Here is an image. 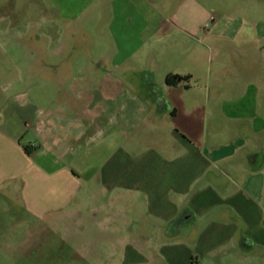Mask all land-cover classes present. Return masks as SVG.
<instances>
[{
	"label": "crops",
	"instance_id": "1",
	"mask_svg": "<svg viewBox=\"0 0 264 264\" xmlns=\"http://www.w3.org/2000/svg\"><path fill=\"white\" fill-rule=\"evenodd\" d=\"M54 2L67 17L105 9L115 36L163 32L172 63L162 79L161 67L130 83L70 78L71 118L55 114L48 128L73 126L75 170L37 172L40 188L24 191L44 224L22 243L29 259L37 248L39 260L55 252L42 264H264V19L237 14L239 0ZM87 175L95 210L83 206L95 197Z\"/></svg>",
	"mask_w": 264,
	"mask_h": 264
},
{
	"label": "rangeland",
	"instance_id": "2",
	"mask_svg": "<svg viewBox=\"0 0 264 264\" xmlns=\"http://www.w3.org/2000/svg\"><path fill=\"white\" fill-rule=\"evenodd\" d=\"M94 8L91 13L75 11L78 15L67 17L59 13L54 0H0V264L44 261L38 259L37 248L30 251L36 253L29 259V251L22 244L27 239L31 242L40 223L44 225L25 211L23 193L40 188L35 180L37 172L75 170L71 164V150L76 146L70 137L73 126L58 130L61 141L48 128L54 126L51 121L55 114L71 118L67 107L72 93L70 78L79 88L86 80L78 78L96 81L108 74L130 83L136 72L161 67L162 72L155 76L162 79L164 67L172 63L171 47L163 32L112 35L107 30L111 22L108 11ZM236 13L250 22L252 17L264 19V0H239ZM240 43L224 42L235 50ZM230 52L223 57L227 63ZM210 56L208 50V63ZM217 61L219 57L213 62ZM61 105L66 110L58 111ZM55 155L59 157L54 162ZM87 178L89 175L81 176L83 191L87 195L89 189L95 197L89 200L87 195L83 206L95 210L103 201L98 186ZM63 187L72 188L66 182ZM47 235L56 237L63 232L54 229ZM44 253L48 257L44 262L52 263L54 258L49 255L55 252Z\"/></svg>",
	"mask_w": 264,
	"mask_h": 264
},
{
	"label": "trees",
	"instance_id": "3",
	"mask_svg": "<svg viewBox=\"0 0 264 264\" xmlns=\"http://www.w3.org/2000/svg\"><path fill=\"white\" fill-rule=\"evenodd\" d=\"M175 80H177V77L176 76H172V77H168V80H167V82L169 83H172V82H174Z\"/></svg>",
	"mask_w": 264,
	"mask_h": 264
}]
</instances>
